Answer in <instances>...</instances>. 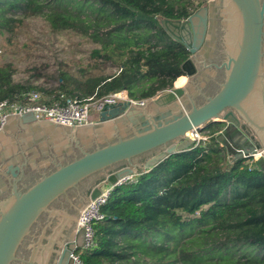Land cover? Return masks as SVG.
I'll use <instances>...</instances> for the list:
<instances>
[{
	"label": "trees",
	"instance_id": "1",
	"mask_svg": "<svg viewBox=\"0 0 264 264\" xmlns=\"http://www.w3.org/2000/svg\"><path fill=\"white\" fill-rule=\"evenodd\" d=\"M205 1L0 0L1 33L41 16L53 30L88 34L99 44L92 56L117 67L85 79L61 72L51 91L14 81L13 66L4 62L0 99H21L29 89L48 100L121 89L134 99L153 97L184 77L181 63L189 54L161 20L184 19ZM222 126L209 124V136L197 145L114 186L100 208L103 218L93 225L94 245L78 251L82 264H264L262 159L228 154L213 134Z\"/></svg>",
	"mask_w": 264,
	"mask_h": 264
},
{
	"label": "water",
	"instance_id": "2",
	"mask_svg": "<svg viewBox=\"0 0 264 264\" xmlns=\"http://www.w3.org/2000/svg\"><path fill=\"white\" fill-rule=\"evenodd\" d=\"M161 23L190 54L181 63L183 85L173 84L140 105L106 106L88 123L36 119L31 112L6 115L0 127V264H73L83 229L66 228L62 241L57 237L63 224L47 234L44 228L32 233L40 215L60 197L71 205L70 192L81 198V186L90 182L72 215L76 227L101 182L114 185L183 150L192 127L218 122L244 130L256 146L243 150L258 149L264 157V0H207L184 19ZM216 50L220 63H206ZM198 64L212 68L191 79ZM217 70L222 79L207 95L202 89ZM28 165L37 173L24 181Z\"/></svg>",
	"mask_w": 264,
	"mask_h": 264
},
{
	"label": "rangeland",
	"instance_id": "3",
	"mask_svg": "<svg viewBox=\"0 0 264 264\" xmlns=\"http://www.w3.org/2000/svg\"><path fill=\"white\" fill-rule=\"evenodd\" d=\"M96 47L99 44L79 29L53 30L43 17L32 16L24 19L13 32H0V64L11 63L14 81L55 91L61 72L85 79L110 75L117 70L111 62L92 56L91 51ZM177 79L173 82L175 86L183 85L186 80ZM39 92L46 98L45 93ZM97 118L90 111L89 119Z\"/></svg>",
	"mask_w": 264,
	"mask_h": 264
},
{
	"label": "built area",
	"instance_id": "4",
	"mask_svg": "<svg viewBox=\"0 0 264 264\" xmlns=\"http://www.w3.org/2000/svg\"><path fill=\"white\" fill-rule=\"evenodd\" d=\"M19 97L21 99L11 100L8 98L0 99V127L6 121V115L11 113H19V115L31 112L36 119L50 118L59 122L67 124H81L88 123L93 120L89 119L90 111L98 114L106 106L115 105L119 102H133L136 105L143 104L148 98H131L125 89H121L112 93L101 96H87L78 97L67 94H59L57 98L48 100L41 96L36 89H29L22 92ZM209 136L208 130L192 127L185 134L189 144L184 149L189 148L190 145H197L200 140ZM237 156L251 157V161L259 152L247 153L242 147L234 149ZM139 173H132L124 178L119 179L114 185L109 183H100L99 194L89 199L88 203L82 208L75 227V231L83 229V245L80 250L89 249L94 245V228L96 221L103 218V213L100 211L101 206L105 203L109 196L111 189L114 186L134 180ZM73 264H82L78 250L71 254Z\"/></svg>",
	"mask_w": 264,
	"mask_h": 264
},
{
	"label": "flooded vegetation",
	"instance_id": "5",
	"mask_svg": "<svg viewBox=\"0 0 264 264\" xmlns=\"http://www.w3.org/2000/svg\"><path fill=\"white\" fill-rule=\"evenodd\" d=\"M206 2H207V0H206ZM206 2H204L199 7L206 5ZM189 56H190V54H188V57ZM221 60H222V55L219 52V50L218 51L216 50L213 53L212 56L206 58V63H212V62L220 63ZM195 66H196V73L193 76L190 77L191 79H194L197 76V74H199L200 72L205 71L207 69L209 70V69L212 68V67H204L201 64H198V65H195ZM208 77L210 78V81L207 82L206 87L202 89L203 92L205 94H207V95L208 94H212V92L217 89V82L221 81V79H222L221 70H217L214 78H212L210 75H208ZM23 173H24L25 176L22 178V180L25 181L27 179L28 180L32 179L31 178V174L35 175L37 173V171L32 170V168L28 165ZM85 184L82 185L81 188H80V193H81V196H82L81 198L79 197V195H76V191L75 190H72L70 192L69 196H70V199L72 200V204L71 205L67 202V200L64 197H60L58 200H56L50 206V208L47 211L43 212L40 215L37 223L34 224V226L32 227V233L33 232H36V233L41 232L42 229L44 228L45 233L47 234L48 231H50V227L51 226H54L57 223H59L61 225L63 224L62 225L63 226L62 232L59 233L58 237H57L58 241H62L63 240V234L62 233H64L66 228H70V229H73L75 231V218L72 215H76L77 214V209H75V206L77 207L78 204L81 203L84 200V198L87 196V193L89 191L88 190V186L90 185V182L85 183ZM54 207L62 208L66 212L62 213L59 210L60 213L59 212L53 213L50 210H54L53 209ZM59 215H62L61 216L62 219L59 218ZM56 226L59 227L60 225H56Z\"/></svg>",
	"mask_w": 264,
	"mask_h": 264
},
{
	"label": "crops",
	"instance_id": "6",
	"mask_svg": "<svg viewBox=\"0 0 264 264\" xmlns=\"http://www.w3.org/2000/svg\"><path fill=\"white\" fill-rule=\"evenodd\" d=\"M213 134L216 136L220 144L225 146L226 150L228 151V154L229 152L235 153V148H243L250 144L255 145L254 141L244 130H240L239 128L232 127L226 124L220 127V129L215 131ZM257 152H259V154L257 153L253 160L255 161L258 158H261L264 168V157L262 156V154H260V151L258 149Z\"/></svg>",
	"mask_w": 264,
	"mask_h": 264
},
{
	"label": "bare ground",
	"instance_id": "7",
	"mask_svg": "<svg viewBox=\"0 0 264 264\" xmlns=\"http://www.w3.org/2000/svg\"><path fill=\"white\" fill-rule=\"evenodd\" d=\"M183 75H184V78H186L185 74H183ZM183 84H184V83H183ZM176 86H181V85H177V84H176Z\"/></svg>",
	"mask_w": 264,
	"mask_h": 264
}]
</instances>
